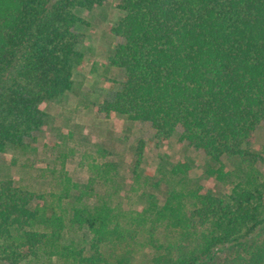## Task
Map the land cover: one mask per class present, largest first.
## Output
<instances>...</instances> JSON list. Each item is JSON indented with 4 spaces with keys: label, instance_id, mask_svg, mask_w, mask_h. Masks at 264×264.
<instances>
[{
    "label": "trees",
    "instance_id": "1",
    "mask_svg": "<svg viewBox=\"0 0 264 264\" xmlns=\"http://www.w3.org/2000/svg\"><path fill=\"white\" fill-rule=\"evenodd\" d=\"M107 1L0 0V154L35 150L48 105L72 90L83 62L78 28L87 24L77 11ZM115 7L121 16L109 27L116 43L106 65L122 78L98 113L148 124L162 140L178 133L179 144L214 163L257 161L264 0H118ZM262 187L249 171L225 196L200 186L172 190L162 205L127 212L82 204L81 192L80 206L59 212L43 194L0 176V264H133L136 244L154 251L142 264H264Z\"/></svg>",
    "mask_w": 264,
    "mask_h": 264
},
{
    "label": "rangeland",
    "instance_id": "2",
    "mask_svg": "<svg viewBox=\"0 0 264 264\" xmlns=\"http://www.w3.org/2000/svg\"><path fill=\"white\" fill-rule=\"evenodd\" d=\"M117 2L108 0L90 12L77 11L87 25L78 28L84 58L73 72V88L60 102L48 105V125L36 136L35 150L7 149L0 154V176L43 194L59 212L80 206L76 196L81 192H85L82 204L92 207L107 202L115 211L127 212L152 202L162 205L172 190L200 186L225 196L249 171L257 176L264 194V122L253 143L257 161L214 163L202 151L179 144L178 133L162 140L148 124H129L115 115L107 119L98 113L122 78L120 70L106 65L116 43L109 27L121 16ZM100 164L106 165L102 173L95 169ZM177 166L185 171L174 172ZM134 248L133 264L146 262L154 253L138 244Z\"/></svg>",
    "mask_w": 264,
    "mask_h": 264
}]
</instances>
